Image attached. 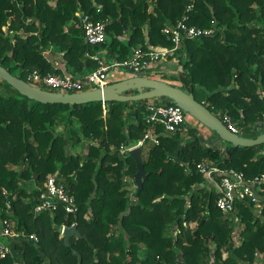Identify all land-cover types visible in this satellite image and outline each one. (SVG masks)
<instances>
[{
  "label": "trees",
  "instance_id": "1",
  "mask_svg": "<svg viewBox=\"0 0 264 264\" xmlns=\"http://www.w3.org/2000/svg\"><path fill=\"white\" fill-rule=\"evenodd\" d=\"M78 12L110 20L104 44L86 43ZM185 18L214 33L185 40L177 52L182 88L219 119L229 115L245 136L264 133V0H0V66L23 81L34 71L63 75L45 54L52 49L72 77L82 78L100 68L93 59L99 54L113 64L138 48H174L163 31ZM149 102L42 104L0 81V213L39 237L38 244L15 243L0 264H257L256 253L264 258V209L256 213L250 201H237L235 214L224 215L197 169L205 162L253 180L264 173V145L214 149L197 129L169 133L146 123ZM150 132L158 143L141 147L150 175L136 196V162L120 150ZM56 172L76 197V218L63 208L32 213L33 199ZM258 187L264 197V183ZM74 223L84 238L72 237L67 246L61 227Z\"/></svg>",
  "mask_w": 264,
  "mask_h": 264
},
{
  "label": "built area",
  "instance_id": "2",
  "mask_svg": "<svg viewBox=\"0 0 264 264\" xmlns=\"http://www.w3.org/2000/svg\"><path fill=\"white\" fill-rule=\"evenodd\" d=\"M76 16L80 19L79 27L83 31L86 43L90 45H101L106 42L107 27L110 24L109 19L94 21L89 15L80 12L76 13ZM186 20L187 18L179 21L176 27H167L163 31L164 34L171 38L174 44V48L170 50L144 51L142 48H138L134 50V54L130 60L123 63L114 62L113 64H106L100 56H94L93 59L100 63V68L82 78H74L65 74H49L43 76L38 71H34L29 74L28 81L26 82L32 86H43L52 92L72 94L82 93L86 90H91L90 88L93 87L96 89H104L110 81H118V76L122 73L130 72L136 76L145 74L155 68L156 64L174 56L180 50L185 40L210 36L214 33L213 29L203 30L195 26H190L186 23ZM186 114L187 112L175 105L149 103L146 107L145 121L149 125H161L169 133L187 132L188 126L185 122ZM220 119L230 132L237 135L242 134V130L229 115H224ZM148 140L158 143L156 136L150 132L136 144H132L128 148L122 147L120 150L121 154H130L132 150L141 148ZM197 169L215 189L218 196L216 206L224 215L233 216L235 214V203L237 201H250L254 205L256 213H261V210L264 209V197L260 196L261 192L258 187L264 183V173L259 177H255L253 180H248L243 172L236 170L224 171L205 162L198 164ZM62 180L59 172L47 178L44 189L32 201V213L34 217L47 211L55 213L60 208L64 209L67 217H77L79 207L76 197L72 189L62 182ZM125 181H129V178H126ZM136 191L137 187L134 184L133 192ZM8 213H11L10 210ZM72 227H76V224H72L71 227L62 225L61 237H64V232L67 228ZM23 241L38 244L39 237L35 233L29 234L19 229L15 220L7 216H2L0 213V258L4 259L13 255L15 243H21ZM255 259L258 262L257 264H264V258L261 253H256Z\"/></svg>",
  "mask_w": 264,
  "mask_h": 264
},
{
  "label": "water",
  "instance_id": "3",
  "mask_svg": "<svg viewBox=\"0 0 264 264\" xmlns=\"http://www.w3.org/2000/svg\"><path fill=\"white\" fill-rule=\"evenodd\" d=\"M174 75L180 78L181 82L182 73L180 67H178V71ZM0 81L6 82L23 96L42 104L83 105L93 102H140L168 98L174 102L175 106L182 108L185 112L194 116L205 127L206 133L210 132L211 140L207 142V145L213 146L214 149H218L221 144H226L227 148H249L264 145V133L255 138H249L230 132L221 119L213 115L204 104L196 100L193 93L159 79L134 76L109 85L104 89L63 94L45 91L39 87L32 86L26 81L13 76L7 69L0 66ZM200 136H202L203 140L206 139L202 133H200ZM130 156L137 165L134 181L137 187L136 196H139L144 188L143 183L148 179L150 174H147L145 171L141 148L132 150ZM75 236L77 238H84L77 227L65 230L64 239L67 246H69L70 238Z\"/></svg>",
  "mask_w": 264,
  "mask_h": 264
},
{
  "label": "crops",
  "instance_id": "4",
  "mask_svg": "<svg viewBox=\"0 0 264 264\" xmlns=\"http://www.w3.org/2000/svg\"><path fill=\"white\" fill-rule=\"evenodd\" d=\"M45 54L52 61L54 66L57 69H60V72L62 74L71 76V74L68 72V70L66 68V64H65L61 54L54 53L52 51V49L47 51ZM176 55H177V53L174 56L170 57V59L162 61L159 64H156L155 68H153L151 71H149L143 77L150 78V79H159V80L167 82V83H169V84H171L173 86H178V87L182 88L183 84L174 75L178 71V67H180L179 66L180 60H179V57H177ZM99 56H102V54H99ZM128 77H132V76H130L128 73H122V75L120 76L119 80L126 79ZM149 103H160L161 104V103H163V101L161 99H155V100H151ZM187 122L188 123L190 122L192 124V127L187 125L189 128L197 129L199 133H202L205 136L206 139H204V141L206 143L209 140H211L210 132L206 133L205 127H203L202 124L200 122H198L195 118H188ZM241 130H242V134L241 135L244 136V137H247V136H245V132L246 131L244 129H241ZM258 131H260V129L256 130V132H258ZM219 148L220 149H226L227 145L226 144H221ZM131 189L133 190L134 186Z\"/></svg>",
  "mask_w": 264,
  "mask_h": 264
},
{
  "label": "rangeland",
  "instance_id": "5",
  "mask_svg": "<svg viewBox=\"0 0 264 264\" xmlns=\"http://www.w3.org/2000/svg\"><path fill=\"white\" fill-rule=\"evenodd\" d=\"M53 1H55V0H53ZM110 38H111V35H109V39H110ZM125 39H126V38H125ZM123 72H125V71H123ZM128 74H129L130 76H132V77L136 76L135 74L130 73V72H128ZM121 75H122V74H121ZM121 75H119L118 78H120ZM123 80H125V79H121V80L114 81V82H111V81H110L109 84H108L106 87H108L109 85L115 84V83H117V82L123 81ZM106 87H105V88H106ZM90 89H91V90H96L95 87L90 88ZM86 91H87V90H86ZM186 115H187V116H186L185 122L187 123L188 126H191V127H192V124H191L190 122L188 123L187 120H188V118H194V116H192L191 114H188V113H187ZM59 132H62V130H59ZM78 149H80V148H78ZM86 150H87V146H85V152H86ZM9 168H10L11 170H16V171L20 169V168H18L17 166H13V165L10 166ZM191 226H192V228H194V227H195V224H192Z\"/></svg>",
  "mask_w": 264,
  "mask_h": 264
},
{
  "label": "bare ground",
  "instance_id": "6",
  "mask_svg": "<svg viewBox=\"0 0 264 264\" xmlns=\"http://www.w3.org/2000/svg\"><path fill=\"white\" fill-rule=\"evenodd\" d=\"M50 91V90H49Z\"/></svg>",
  "mask_w": 264,
  "mask_h": 264
}]
</instances>
